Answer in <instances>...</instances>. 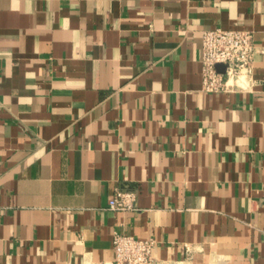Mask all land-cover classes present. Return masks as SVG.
I'll use <instances>...</instances> for the list:
<instances>
[{
	"label": "crops",
	"instance_id": "obj_1",
	"mask_svg": "<svg viewBox=\"0 0 264 264\" xmlns=\"http://www.w3.org/2000/svg\"><path fill=\"white\" fill-rule=\"evenodd\" d=\"M212 29L253 34L247 87L202 91ZM116 234L264 264V0H0V264H112Z\"/></svg>",
	"mask_w": 264,
	"mask_h": 264
},
{
	"label": "built area",
	"instance_id": "obj_2",
	"mask_svg": "<svg viewBox=\"0 0 264 264\" xmlns=\"http://www.w3.org/2000/svg\"><path fill=\"white\" fill-rule=\"evenodd\" d=\"M257 48L253 34L247 31L205 30L201 33L200 76L205 93L219 94L243 89L249 85ZM223 68L222 71L217 69ZM136 195L116 190L107 202L112 211H133ZM152 239L139 240L132 236L114 235L112 264H155Z\"/></svg>",
	"mask_w": 264,
	"mask_h": 264
},
{
	"label": "water",
	"instance_id": "obj_3",
	"mask_svg": "<svg viewBox=\"0 0 264 264\" xmlns=\"http://www.w3.org/2000/svg\"><path fill=\"white\" fill-rule=\"evenodd\" d=\"M217 69H218L219 71H222V70H223V68H222L221 66H218Z\"/></svg>",
	"mask_w": 264,
	"mask_h": 264
}]
</instances>
